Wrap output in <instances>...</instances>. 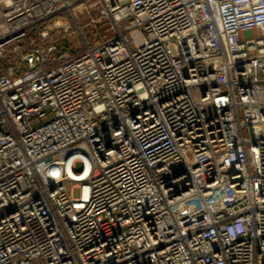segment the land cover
Segmentation results:
<instances>
[{
  "label": "built area",
  "instance_id": "1",
  "mask_svg": "<svg viewBox=\"0 0 264 264\" xmlns=\"http://www.w3.org/2000/svg\"><path fill=\"white\" fill-rule=\"evenodd\" d=\"M0 264H264V0H0Z\"/></svg>",
  "mask_w": 264,
  "mask_h": 264
},
{
  "label": "rangeland",
  "instance_id": "2",
  "mask_svg": "<svg viewBox=\"0 0 264 264\" xmlns=\"http://www.w3.org/2000/svg\"><path fill=\"white\" fill-rule=\"evenodd\" d=\"M82 31H83L84 37L87 38V39H89V40H91V41L96 40L99 37V33H102V32L109 33L108 30H105L104 31V26L99 27L98 28V32H95V33H93L95 31V28L82 29ZM69 35L70 36L68 37V40L71 43L70 49L72 47H78L79 45H81L80 44L79 35H78V33H76V31H72ZM35 36H41V34L40 33H37V34L33 35L32 37H35ZM61 37L62 36H60V34H57L56 36H52L51 38H53V39L55 38L58 41V42L56 41L58 43V45H60V43L63 41L61 39ZM73 195L75 197H77L78 196V190H74Z\"/></svg>",
  "mask_w": 264,
  "mask_h": 264
}]
</instances>
